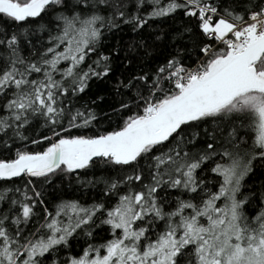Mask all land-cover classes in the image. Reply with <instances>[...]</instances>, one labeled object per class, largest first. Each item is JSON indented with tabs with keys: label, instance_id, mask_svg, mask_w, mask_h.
Segmentation results:
<instances>
[{
	"label": "snow or ice",
	"instance_id": "6c2138e0",
	"mask_svg": "<svg viewBox=\"0 0 264 264\" xmlns=\"http://www.w3.org/2000/svg\"><path fill=\"white\" fill-rule=\"evenodd\" d=\"M178 15L162 59L106 47ZM257 164L264 0H0V264H264Z\"/></svg>",
	"mask_w": 264,
	"mask_h": 264
},
{
	"label": "trees",
	"instance_id": "16d2710c",
	"mask_svg": "<svg viewBox=\"0 0 264 264\" xmlns=\"http://www.w3.org/2000/svg\"><path fill=\"white\" fill-rule=\"evenodd\" d=\"M186 24L187 20L182 15H178L174 20L166 19L164 21H157L151 28H147L146 26V30L142 34L132 33L127 30L117 32L106 38V47L113 45L123 47L131 42L142 40L144 46L148 47L152 52L150 60H159L170 52L174 46H182L184 44V41L178 39L177 35L183 30ZM158 35L163 38L156 39ZM127 70L130 69H125L124 65L117 61L115 65V74L117 76ZM101 96L103 100L98 99ZM89 99L97 100L96 104L91 106L95 108L97 114L104 121V126L107 127V118L104 116V113L111 112L112 107L119 103L120 98L116 96L110 84L101 81L92 84L89 95L84 98L85 101ZM245 185V193H259L261 190H264V165L257 164L255 166L254 171L246 178ZM97 231L99 232L100 230L98 229ZM81 244H83V240L76 244V247L79 248Z\"/></svg>",
	"mask_w": 264,
	"mask_h": 264
}]
</instances>
